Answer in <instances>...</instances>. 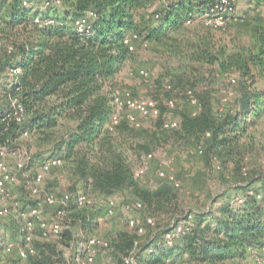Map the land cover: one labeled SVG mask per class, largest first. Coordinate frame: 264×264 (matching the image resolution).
Segmentation results:
<instances>
[{"label": "trees", "instance_id": "trees-1", "mask_svg": "<svg viewBox=\"0 0 264 264\" xmlns=\"http://www.w3.org/2000/svg\"><path fill=\"white\" fill-rule=\"evenodd\" d=\"M38 4L25 7L20 0H12L8 17L0 24V146L15 150L25 131L31 137L55 129L62 119L72 120L75 127L60 145V155L73 163L74 173L86 188L104 196L128 191L151 213L173 204L177 200L174 187L163 183L155 190L144 188L119 147L118 136L134 135V126L122 121L115 131L107 129L116 93L111 80L133 54L123 43L128 35L138 33L159 43L186 25L198 6H169L155 25L153 17L148 20L141 12L144 0H63L61 6L51 5L44 11L36 10ZM35 17L41 22L36 23ZM250 34L253 46L249 49L226 55L223 49L212 52L207 48L196 57L239 77L236 107L219 111L209 95H196L197 115L193 111L182 114L180 128L173 130L196 138L209 162L240 151L243 136L264 113V91L254 89L264 74V25L254 27ZM19 105L24 108L22 121H18ZM164 110L158 124L162 128ZM140 148L150 152L148 145ZM256 195L247 193L239 200L241 207L223 206L220 216L212 211L188 212L184 220L175 219L146 242L124 235L116 247L129 253L138 243L139 264H164L168 259L223 264L244 258L249 249L264 251V199ZM61 210L64 224L71 220L87 233L97 225L88 207L71 203ZM182 221L188 225L168 245L165 234L179 228ZM75 241L73 230L65 228L60 240L36 243L37 254L27 264H66L64 248Z\"/></svg>", "mask_w": 264, "mask_h": 264}, {"label": "rangeland", "instance_id": "rangeland-1", "mask_svg": "<svg viewBox=\"0 0 264 264\" xmlns=\"http://www.w3.org/2000/svg\"><path fill=\"white\" fill-rule=\"evenodd\" d=\"M262 1L240 0L238 18L220 29L206 28L197 21L173 31L159 43L149 42L140 35L137 49L111 80L115 92L130 91L137 98L155 99L161 110L165 109L164 120L179 122L182 114L199 109L189 104L188 90H193L198 96L209 95L216 110L236 107L234 102L239 91V77L223 72L218 65L199 62L196 57L207 48L212 52L223 49L229 55L252 47L250 31L258 25H264ZM11 2L0 0V24L8 17ZM62 2L56 5L61 6ZM42 3V0L35 1L34 4L41 8L36 10L47 9L41 7ZM167 3L168 0H144L145 6L141 12L148 20H152L158 11L165 17L169 7ZM196 5L199 6L198 3ZM157 23L155 21V25ZM141 69L147 70L149 76H142ZM169 83L174 85V91H167L166 85ZM254 89L264 91V74L259 76ZM168 98L174 99V108L165 105ZM138 120L139 128L130 125L134 135H119L118 145L135 173L145 171L138 178L144 188L155 190L163 183L171 184L169 177L172 174L181 181V188L171 184L177 194L173 204L151 213L145 205L143 209L134 208V204L141 200L128 191H120L112 196L100 195L85 187L74 173L73 163L66 159L63 167L46 175L40 187L42 194L34 197L31 189L41 162L50 156H61L60 145L75 127L74 121L62 119L53 130L33 133L31 137L21 139L18 147L9 150L6 156V161L15 170L16 180L9 187V196L5 199L0 196V211L3 208L9 209L8 214L0 216V245L22 240L23 221L17 215L20 210L39 206L44 220L52 222L58 219L60 209L45 203L43 197L46 193H84L90 198L93 205L88 209L94 213L97 222L92 231L87 233L81 225L73 226L71 220L64 226L73 230L77 241L96 237L109 243L110 249H101L94 264H110L114 261L121 264L122 258L128 253L118 249L116 244L122 242L124 235L146 242L168 229L175 219L184 220L183 216L188 212L212 211L214 216H220V209L225 205L241 207L239 200L245 199L249 191L259 192L264 199V113L243 136L240 151L213 162H209L204 153L199 154L198 147L201 144L196 138L179 134L178 131H166L159 127V118L144 119L138 116ZM139 145H148L150 152L139 149ZM20 161L24 162L25 168L18 169ZM247 189L250 190L247 192ZM110 201L114 202L111 207ZM147 218H152L155 225L148 226ZM193 221L194 216L190 223ZM184 225H188V222L182 221L180 227ZM138 227H143L145 233L140 234ZM34 236L35 243L46 241L38 228ZM2 260L6 264H22L15 255H2ZM164 264L193 263L168 259ZM223 264H264V251L249 249L244 258Z\"/></svg>", "mask_w": 264, "mask_h": 264}, {"label": "built area", "instance_id": "built-area-1", "mask_svg": "<svg viewBox=\"0 0 264 264\" xmlns=\"http://www.w3.org/2000/svg\"><path fill=\"white\" fill-rule=\"evenodd\" d=\"M25 7H32L35 5L36 0H20ZM200 1L206 0H168V6H179L182 3H191L196 5ZM240 0H214L212 2H206L201 4L190 12L186 20V24H192L194 22H201L202 25L212 29H220L233 20L238 18V8ZM42 8H48L51 5H56L62 2V0H44ZM164 14L161 11L154 13L153 18L155 21H161ZM35 22L40 23V17H35ZM82 32L83 29L80 28ZM140 39L138 33H132L128 35L123 43L129 50L134 53L137 49V43ZM2 48V43H0V50ZM140 74L142 76H149V73L145 69H141ZM235 83V80H233ZM167 91H174V85L169 83L166 85ZM188 102L193 107H199V99L197 98L193 90L187 91ZM165 105L168 108L175 107V101L173 98H168L165 101ZM114 112L112 114L110 123L107 129L111 132L115 131L116 127L122 122L127 121L136 128L140 127V121L138 116L144 119H157L162 115V110L158 101L152 98H137L130 91H125L124 93L116 92L115 99L113 102ZM18 110V121H22L24 118V108L19 105ZM198 111L193 112V116H196ZM181 126L178 120H164L163 129L167 131H173L179 129ZM30 136L29 131H25L22 134V138H27ZM210 136V134H207ZM199 154L204 153V147L201 144L198 147ZM9 154V149L6 146H0V196L5 199L9 196L10 185L16 180V174L14 168L6 161V156ZM30 159H28L29 161ZM65 164V158L62 156H50L45 158L41 162L40 171L35 174L33 186L31 193L34 197H39L42 194L40 189L41 185L44 183L46 175L51 173L54 169L63 167ZM24 162L20 161L17 164L18 169H23ZM144 170H139L135 173L138 179L144 174ZM169 182L176 188H181L182 183L179 181L174 174L170 175ZM249 194L256 195L254 191H249ZM258 199L261 195H256ZM45 203L49 206H56L60 209L58 213V219H54L52 222H48L41 217V212L39 206H32L27 210L18 211V217L23 221L22 233L23 238L19 242L9 241L0 245V264H6L2 260V255L12 256L15 255L22 264H26L31 256L37 254V247L35 243V231L38 228L41 232L42 238L46 241H58L60 240L62 233L65 229L63 217L64 210L61 209L69 206L71 203H75L78 208H87L93 205L90 198L84 193L77 194H62L57 195L55 193H46L43 197ZM114 205L113 201H110V207ZM134 208L143 209L144 205L142 202H137L134 204ZM9 213L8 208H3L0 211V216ZM148 226H154L155 222L152 218H147L146 220ZM138 232L140 234L145 233L143 227H138ZM183 233L181 227L169 231L165 234V242L168 245H173L177 237ZM138 243L136 247L130 251L126 256L122 258L121 264H139L138 262ZM69 250L64 248V257L66 264H94L97 257L99 256L101 249H110L109 243L100 241L96 237H89L83 241H75L72 243ZM152 251V250H151ZM110 264H119L117 262H112Z\"/></svg>", "mask_w": 264, "mask_h": 264}]
</instances>
